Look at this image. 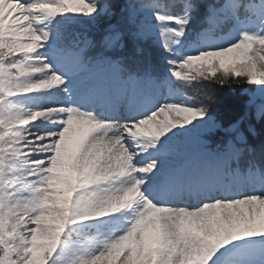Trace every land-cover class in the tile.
<instances>
[{
  "label": "snow or ice",
  "instance_id": "snow-or-ice-1",
  "mask_svg": "<svg viewBox=\"0 0 264 264\" xmlns=\"http://www.w3.org/2000/svg\"><path fill=\"white\" fill-rule=\"evenodd\" d=\"M114 8L0 0V264H264V149L241 131L264 116V0ZM149 42L156 65L124 54ZM204 81L256 91L193 167L182 139L220 127L184 91Z\"/></svg>",
  "mask_w": 264,
  "mask_h": 264
},
{
  "label": "trees",
  "instance_id": "trees-1",
  "mask_svg": "<svg viewBox=\"0 0 264 264\" xmlns=\"http://www.w3.org/2000/svg\"><path fill=\"white\" fill-rule=\"evenodd\" d=\"M115 4L114 11L116 15L112 19V23H116L120 20V8L125 3V0H113ZM107 21L102 20L100 24H106ZM143 52L137 55L134 49L129 45L124 54L128 56H135L138 60L149 62L154 65L157 63V53L153 45L149 43H142L140 45ZM193 101L197 104L207 103L206 95L211 93L214 97V102L211 103L212 115L216 122L219 124V128L206 135H201L196 132L189 134L191 141L194 143L198 150L204 151L201 141L207 143L209 149L215 150L221 146L224 141L231 138L232 134L227 133L225 129L240 117L244 111V105L248 99L246 93L256 91L253 86L244 83H231L230 85L220 86L215 83H208L207 81L201 83H193L189 88L185 89ZM259 103V101H257ZM241 131L247 141V145L255 150L260 155L261 150L264 149V116H257L255 110H250L249 115L244 119L241 125Z\"/></svg>",
  "mask_w": 264,
  "mask_h": 264
},
{
  "label": "rangeland",
  "instance_id": "rangeland-1",
  "mask_svg": "<svg viewBox=\"0 0 264 264\" xmlns=\"http://www.w3.org/2000/svg\"><path fill=\"white\" fill-rule=\"evenodd\" d=\"M191 144L192 143H191L189 137H184L182 139V141H181V151H180V155L178 157L177 162L180 161V163H184V164L190 163L192 165V162L204 159L203 154L196 155L194 158H190L191 153H193L195 150L193 152H191V153H188V154L185 153V151L187 149L191 148Z\"/></svg>",
  "mask_w": 264,
  "mask_h": 264
},
{
  "label": "bare ground",
  "instance_id": "bare-ground-1",
  "mask_svg": "<svg viewBox=\"0 0 264 264\" xmlns=\"http://www.w3.org/2000/svg\"><path fill=\"white\" fill-rule=\"evenodd\" d=\"M192 157H193V155H192ZM203 162H204V159L203 160H197V161L192 162V165H190V166L195 167V166L202 164Z\"/></svg>",
  "mask_w": 264,
  "mask_h": 264
}]
</instances>
